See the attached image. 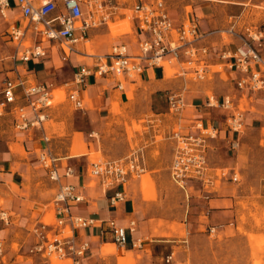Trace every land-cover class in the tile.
Here are the masks:
<instances>
[{
	"label": "rangeland",
	"instance_id": "374dc122",
	"mask_svg": "<svg viewBox=\"0 0 264 264\" xmlns=\"http://www.w3.org/2000/svg\"><path fill=\"white\" fill-rule=\"evenodd\" d=\"M138 1L121 0L120 15L109 16V28L121 27L117 36H125V39L131 36L133 7ZM163 1L176 19L191 12L198 13L203 20L209 19L214 24L213 29L222 31L224 43L241 44L248 37L246 27L264 32V0ZM88 10L85 4L86 16ZM236 17L238 23L234 25ZM6 24L0 22V28ZM2 36L0 31V43H3ZM105 37L111 41L113 35ZM261 41L258 48L264 56V39ZM4 54L9 55V51H0V58H4ZM74 56L78 61V55ZM59 66L60 76L57 77L64 81L68 68ZM227 68L233 74L219 77V74L227 73ZM168 69L171 71L168 72L170 75L166 72L167 78L173 81L170 87L159 91L153 98L144 95L135 100V85H130L131 101L123 106L115 101L110 114L100 120H90L74 108L65 98L64 89L68 87L54 91L52 109L57 112L47 121L48 126H59L56 120L64 116L62 129L66 128L67 121L77 128L69 151L65 153L62 150L57 155L73 156L69 161L75 160L81 169L89 170L87 188L98 197L102 188L99 179L90 173L91 162L98 159L126 160L141 152L146 159V171L127 184L129 197L134 201L132 219L137 220L135 227L144 238L142 248L128 250L117 248L115 244L102 245V250L95 248L90 262L264 264V89L240 90L235 79L238 73L229 69L227 64L209 66L204 79H197L192 73L180 76L179 67ZM1 73L0 68V86L5 78ZM170 92H183L185 96L206 93L222 97L229 94L233 100L231 107L218 111L217 136L207 140L210 181L206 187L200 182H191L188 194L171 179L170 166L175 148L172 131L191 132L193 129L187 125L193 123L197 112L193 106L179 112L171 111ZM233 115L235 124H230L228 121L233 120L228 118ZM13 150L20 152V147L15 145ZM235 172L239 177L237 181L231 179ZM55 192L53 189L50 194ZM128 208L132 209V202L128 203ZM43 221L57 223L52 204ZM32 225L28 228L31 229ZM18 247L19 244L15 243L14 248ZM43 262L49 264L45 259ZM52 264L71 263L53 257Z\"/></svg>",
	"mask_w": 264,
	"mask_h": 264
},
{
	"label": "built area",
	"instance_id": "2783aa9c",
	"mask_svg": "<svg viewBox=\"0 0 264 264\" xmlns=\"http://www.w3.org/2000/svg\"><path fill=\"white\" fill-rule=\"evenodd\" d=\"M89 8L85 15L84 5ZM109 3L91 2L85 0H40L35 5L34 0H0V22L7 23L4 35L6 41L15 45L12 58L16 61L28 62L40 60L49 56V48H58L63 60H68L74 51L73 45L84 40L91 26L107 22L110 11ZM19 9L17 18H11L10 11ZM134 18L139 22V28L144 33L140 40L139 51L129 53L125 45L115 46L107 56H97L93 68L80 66L75 72L74 81L84 84L86 77L91 75L131 76L141 72L145 67H165V63L179 62L184 70L194 74L197 79L207 76L209 67L206 65L208 47H198L196 42L202 37L197 19L188 20L176 26L170 16L169 9L163 0H139L133 7ZM233 29V28H232ZM230 32H233L231 30ZM247 36L234 53L223 52L220 57L227 60L229 69L238 73L236 79L240 90L257 91L264 89V56L259 48L264 39L262 30L246 27ZM177 37L174 38L173 35ZM33 39L31 44L29 40ZM50 43L49 46L46 43ZM0 43V51L3 50ZM108 58V60H107ZM119 88L123 84L119 83ZM80 88H65V98L75 109H84V98ZM0 116L4 112L14 113L19 129H43V123L48 119V109L54 105L55 94L52 84L40 81H30L22 74L16 77L7 76L0 87ZM170 110L179 112L184 108V98L178 93L169 95ZM221 105L229 108L233 104L230 96L219 101L215 96L208 98V105ZM235 124V115L228 118ZM233 127V125H230ZM200 133H184L172 131L175 141L174 157L170 166L172 181L188 194L191 182H200L206 187L208 177V138H215L218 128L213 126L202 129ZM43 140L48 143L50 137L43 133ZM39 160L47 169L51 179L59 180V158L46 145L39 153ZM66 175L74 174L71 165L66 167ZM146 171L144 153H138L128 159H98L92 162L91 173L99 177L107 189L113 190L109 197L111 206H117L127 195L125 186L135 176ZM224 176L226 175L223 174ZM231 179L239 180L235 172ZM84 198L77 192L73 184L62 185L56 193L53 205L57 223L37 222L31 233L37 238L36 243L28 250L32 255H39L52 264L53 257L71 264H90L88 259L92 250L89 239L82 236V231L89 227L99 228L102 237L109 233L117 248H126L129 244V231L134 232L136 221L129 226L121 225L115 217L106 221L91 217L75 215L69 211V202H80ZM66 214V216H64ZM215 228H212L214 231ZM132 247L142 248L143 240H132ZM169 259V258H168ZM0 264H15L7 257V249L0 240Z\"/></svg>",
	"mask_w": 264,
	"mask_h": 264
},
{
	"label": "crops",
	"instance_id": "0c3cea01",
	"mask_svg": "<svg viewBox=\"0 0 264 264\" xmlns=\"http://www.w3.org/2000/svg\"><path fill=\"white\" fill-rule=\"evenodd\" d=\"M85 1L109 3L107 9L109 8L108 10H110V18L114 15H118V11L122 6L121 0ZM34 3L38 5L40 0H34ZM167 7L170 13V8L168 5ZM18 13L19 9L13 8L10 11L11 18H17ZM171 18L176 26H180L188 20L197 19L199 23V32L202 34V37L196 42V45L198 47H208L209 55L206 56L205 62L208 67L211 65L227 64V60L221 58L220 54L226 51L234 53L240 45L239 42L235 44L224 43L222 31L213 29L214 24L210 23L209 19L203 20L200 18L198 13L191 12L179 19L173 16H171ZM237 19L236 17L234 25L238 23ZM125 24L127 27L129 26L128 21L125 22ZM7 26L6 24L3 29L0 28L3 34L2 42L4 44V52L7 50L9 51V55L4 54V58H0V68L1 71H3L1 75H5V78L7 76L16 77V75L20 73L30 81L52 84L53 91L64 87L80 88L79 92L84 98L85 107L84 109L76 110L82 112L90 120H94L95 118L100 120L107 117L115 101L118 102L120 106L129 103L131 101L129 97L130 85H135V91L133 90L135 94L134 99L136 98L139 100L144 95H149L153 98L159 91L171 86L173 81L168 79L166 75V72L170 75L168 72L171 70L168 68L179 67L180 76L188 74V72L184 70L183 64L175 62L165 65L164 68L158 66L145 67L141 72H135L131 76H115L112 74L102 76L91 75L86 77L84 84L80 85L74 81L75 72H77L80 66L86 65L87 67L93 68L98 59L97 56L103 57L111 54L115 46L125 45L130 54L139 51V43L144 37V33L140 30L139 22L134 16L132 34L131 36L129 35L128 39H125V36H117L121 32V27L119 25L109 28L107 22L99 23L88 29L87 36L84 40H80L73 45L74 51L70 53L68 60L62 59L61 53L56 47L49 48L50 54L44 59L28 62L14 60L12 54L15 52V45L11 41H6L7 37L4 35ZM111 33L113 38L110 41L105 36H109ZM173 37L176 38L177 35L174 34ZM86 40L89 41L85 43ZM33 42V39L29 40V44ZM77 44H81L79 46L80 48L77 47ZM46 45L49 46L50 43L47 42ZM100 52L102 53L100 54ZM74 55H78V61ZM81 59L85 60L82 61ZM58 64L60 65L59 67L67 66L68 68V70H66V81L57 77L60 76ZM226 72L225 75L219 74L218 76L223 78L224 76L233 74L229 72L228 68ZM237 77L238 74L235 79H237ZM119 83L123 84V88L118 87ZM171 93L176 92H170V94ZM178 94L182 95L185 102L184 108L181 111L187 109L188 106H193L196 109V118H193V123L187 125L189 129H193L191 132L194 133H200V131H202L199 129V126H201L202 129L215 126L219 117L218 111L223 108L228 109L217 104L214 106L208 105V98L214 95L205 93L204 95L185 96L183 92H179ZM226 96L230 95L223 94L222 97H215L221 101ZM52 108L47 111L48 119L43 123L42 130L36 128L19 129L16 125L13 112L6 111L0 116V240H3L5 243L7 257L15 264H45L43 262L44 258L39 255H32L28 251L37 241V238L31 233L32 228L29 229L28 227L32 223L34 225L37 222L43 221L47 214V210L50 208L51 204L53 205L54 197L62 185H75L77 192L84 198L80 202H69V211L72 214L103 221L115 217L121 225L125 226H129L130 222L135 220L132 219V215L134 214V201L133 198L129 197L127 185L125 186L127 192L125 200L120 202L121 205L119 203L120 206H111L109 197L113 194V190L107 189L100 178L96 177L99 179V184H101L100 186L102 188L101 191L103 192H101V196L98 197L97 194L87 188L89 170L86 172L85 169H81L79 163L75 160L74 162L69 161V159L74 158L73 156H58L59 151L63 150L65 153L69 151L72 146L73 134L77 131V128H75V124L67 121L66 128L62 129L64 116L56 120L59 126H48L47 121L57 112ZM43 133L50 137V142L46 143L43 140ZM15 145L20 147V152L13 150ZM46 145H48L51 148V152L59 158L58 163L60 168L58 181L50 178L47 169L42 166L39 160V153ZM67 165H71L74 169V174L71 176L66 175L65 167ZM89 167L91 173L92 162L89 164ZM53 189H55L56 192L51 195L50 191ZM1 199L4 200L3 203H1ZM129 202H132V209L128 208ZM35 213L36 216L34 217ZM64 216H66V214H64ZM56 217L58 219L60 218L58 215H56ZM135 221L137 222V220ZM82 236L89 239L92 245L90 257L88 259L90 264L91 258L95 255V248L102 250V245L115 244L109 233L101 237L99 235V228L97 227L84 229L82 231ZM139 238L144 240L137 231V227H135L134 232L129 231L130 242L125 249L129 248L128 250H133L134 247H132L131 244L132 240ZM15 243L19 244L17 249L14 248ZM46 263L49 262L46 261Z\"/></svg>",
	"mask_w": 264,
	"mask_h": 264
},
{
	"label": "bare ground",
	"instance_id": "6f19581e",
	"mask_svg": "<svg viewBox=\"0 0 264 264\" xmlns=\"http://www.w3.org/2000/svg\"><path fill=\"white\" fill-rule=\"evenodd\" d=\"M80 45H81V44H77V47L80 48V47H79Z\"/></svg>",
	"mask_w": 264,
	"mask_h": 264
}]
</instances>
